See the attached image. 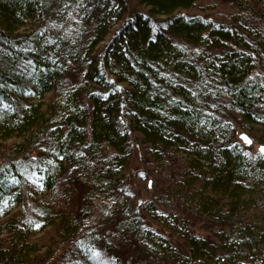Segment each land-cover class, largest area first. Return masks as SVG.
I'll use <instances>...</instances> for the list:
<instances>
[{
	"label": "trees",
	"instance_id": "1",
	"mask_svg": "<svg viewBox=\"0 0 264 264\" xmlns=\"http://www.w3.org/2000/svg\"><path fill=\"white\" fill-rule=\"evenodd\" d=\"M197 1L0 0V264H264V0Z\"/></svg>",
	"mask_w": 264,
	"mask_h": 264
},
{
	"label": "rangeland",
	"instance_id": "2",
	"mask_svg": "<svg viewBox=\"0 0 264 264\" xmlns=\"http://www.w3.org/2000/svg\"><path fill=\"white\" fill-rule=\"evenodd\" d=\"M197 3L201 6L210 4V3H216L218 4L223 10L227 11V8L230 6V4H227L225 0H198ZM231 9V7L229 8ZM237 134L240 137L241 134H247L245 133L239 125H237ZM249 138L253 140V137L248 135ZM131 137V136H130ZM132 142V156L130 161V166L127 171L125 179L128 181V185L132 188V190L135 192L137 200H146L150 197L151 193H157L155 189V182L152 178V174H150L147 171V166L143 163V157H142V151H140V148L135 145L134 140L131 139ZM250 145V148L252 150H258V147L261 144H258L256 142H252ZM0 159V165L1 163ZM48 233L42 234L40 238L41 244H46L50 240V236L52 235V231H47ZM124 257H127V253L123 252ZM52 264V263H48Z\"/></svg>",
	"mask_w": 264,
	"mask_h": 264
},
{
	"label": "water",
	"instance_id": "3",
	"mask_svg": "<svg viewBox=\"0 0 264 264\" xmlns=\"http://www.w3.org/2000/svg\"><path fill=\"white\" fill-rule=\"evenodd\" d=\"M240 137H241V138L243 139V141L246 142V143H248L247 141H251V142H252L251 138H249V137L247 136V134H241ZM245 137L247 138V141L244 139ZM248 144H250V143H248ZM262 148H264V144H262V145L259 146V151H260V152H261V149H262ZM261 153L264 154V152H261Z\"/></svg>",
	"mask_w": 264,
	"mask_h": 264
},
{
	"label": "snow or ice",
	"instance_id": "4",
	"mask_svg": "<svg viewBox=\"0 0 264 264\" xmlns=\"http://www.w3.org/2000/svg\"><path fill=\"white\" fill-rule=\"evenodd\" d=\"M247 141V138H244ZM248 143H251V141H247ZM261 152H264V148L261 149Z\"/></svg>",
	"mask_w": 264,
	"mask_h": 264
},
{
	"label": "bare ground",
	"instance_id": "5",
	"mask_svg": "<svg viewBox=\"0 0 264 264\" xmlns=\"http://www.w3.org/2000/svg\"><path fill=\"white\" fill-rule=\"evenodd\" d=\"M240 139L242 140V138L240 137Z\"/></svg>",
	"mask_w": 264,
	"mask_h": 264
}]
</instances>
